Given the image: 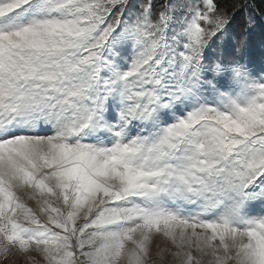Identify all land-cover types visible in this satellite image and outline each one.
Listing matches in <instances>:
<instances>
[{
	"label": "snow or ice",
	"instance_id": "snow-or-ice-1",
	"mask_svg": "<svg viewBox=\"0 0 264 264\" xmlns=\"http://www.w3.org/2000/svg\"><path fill=\"white\" fill-rule=\"evenodd\" d=\"M250 7L0 0V258L264 264V67L216 55Z\"/></svg>",
	"mask_w": 264,
	"mask_h": 264
},
{
	"label": "trees",
	"instance_id": "trees-1",
	"mask_svg": "<svg viewBox=\"0 0 264 264\" xmlns=\"http://www.w3.org/2000/svg\"><path fill=\"white\" fill-rule=\"evenodd\" d=\"M218 3L231 9L233 0H218ZM249 3L251 7L247 11L236 15L224 40L217 42L216 55L232 58L236 55V45L244 41V56L259 69L264 67V0H249Z\"/></svg>",
	"mask_w": 264,
	"mask_h": 264
},
{
	"label": "rangeland",
	"instance_id": "rangeland-1",
	"mask_svg": "<svg viewBox=\"0 0 264 264\" xmlns=\"http://www.w3.org/2000/svg\"><path fill=\"white\" fill-rule=\"evenodd\" d=\"M159 249H164L165 253H164V259L160 260L156 255V251ZM175 249L171 248V245L166 242L163 241L160 238H157L154 243H153V261L152 264H176L174 258L171 255V252L174 251ZM194 255H196V253H193ZM33 258V262L34 264H43L41 258L39 256H37L35 253H31L30 254ZM208 258H205V264ZM0 264H29V261L22 256H19L17 254H12L10 255L7 259L4 258H0Z\"/></svg>",
	"mask_w": 264,
	"mask_h": 264
}]
</instances>
